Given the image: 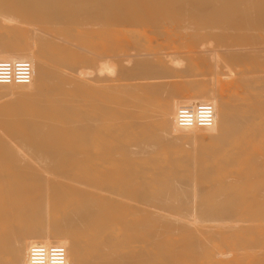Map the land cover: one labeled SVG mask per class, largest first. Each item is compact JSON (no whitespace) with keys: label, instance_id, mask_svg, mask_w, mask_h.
Wrapping results in <instances>:
<instances>
[{"label":"bare ground","instance_id":"bare-ground-1","mask_svg":"<svg viewBox=\"0 0 264 264\" xmlns=\"http://www.w3.org/2000/svg\"><path fill=\"white\" fill-rule=\"evenodd\" d=\"M174 1L0 0V97L18 93L0 108V170L11 171L0 173V264H159L160 254L175 264L223 239L234 263L264 264V209L252 212L260 197L240 194L261 191L264 137L255 128L246 146L230 121L205 124L241 109L253 126L264 113V0H182L190 52L168 55L180 71L122 28L150 17L158 26ZM196 32L221 40L194 45ZM130 44L139 49L118 63ZM83 61L96 75L78 69ZM228 84L248 105L220 103ZM183 90L196 95L180 104ZM203 185L214 193L196 196ZM156 226L203 228L165 250Z\"/></svg>","mask_w":264,"mask_h":264},{"label":"rangeland","instance_id":"rangeland-1","mask_svg":"<svg viewBox=\"0 0 264 264\" xmlns=\"http://www.w3.org/2000/svg\"><path fill=\"white\" fill-rule=\"evenodd\" d=\"M180 3L181 4L183 3L182 0H175L174 1V3L170 6L171 10L168 11L167 17L164 18V20L161 21L160 24L158 25L160 27L157 26V23H154L150 20L151 17L144 20L141 23L127 21L125 24L122 25V28L124 29V32L127 35L133 36L135 34H137V35L140 34L141 36H143L145 39V47L148 50H157L158 51V55H160L159 59L162 60L161 64H166L168 67H173L172 70H178V71H180L181 65L176 60H174V62H172L171 60H168V55L176 47L184 48L187 52H190L189 51V43H191V42H189V41L192 40L190 38V33H192V31L189 32L190 18L183 11H177V8H179V6L181 5ZM239 3H242L243 5L238 4V7L242 6V8H243L245 2H239ZM246 3L249 4L251 2H246ZM248 4H247V6L245 5L246 10H248L252 5V4L251 5L249 4V7H248ZM154 8L156 9L157 7L155 6ZM231 9H233V8H231ZM146 14H148L150 16L153 15V13L149 9H146ZM194 34H196V36H195L196 38L194 37V40L196 39V41H197V42L193 41L194 45L195 44H201V45L205 44L203 47H209V49L212 48V46L215 48L216 45H218V43L220 42L219 40H221L220 37H215L218 35H212V37H211V35L209 36V35H205V33H203L204 36L200 37L199 34H202V33L196 32ZM197 36L200 38L198 39ZM210 38L212 40L211 42H210ZM213 39H214V41H213ZM202 40H204V41H202ZM212 42H213V44H211ZM237 42L241 43L242 40L240 41V38H238ZM137 49H139V47H137L135 44H130L127 48L118 49L115 52V55L118 56V59H119L118 63L123 61L122 63L125 64L126 60H128L129 57L131 56V54L134 52V50H137ZM88 68H91V66L89 67V65L86 64V62H84V61L78 67V69H81V70L84 69L86 71V73H85L86 75H92V76L96 75V73H95L96 71H93L95 69L91 68L92 70L91 69L89 70ZM199 69H200L201 75L208 76L209 73L211 72V70L213 69V67H211V65L208 63H204L201 65V67ZM89 71H90V74H89ZM82 72H84V71H82ZM106 73L107 72L99 71V74L101 76H107L108 73L107 74ZM228 86H229L228 88L226 86H224L222 88L220 94H219L218 98H219L221 104H226V103H229L230 101L236 100L235 102L238 101L239 103H245L246 105H248L245 101L251 97L246 93V91L244 89H242V88L236 89L234 93H231L234 90V88L230 84H228ZM17 94L18 93L15 91L6 92L5 95L0 97V108L7 106V105L13 103L14 101H16L17 96H18ZM194 95H196V94H194L190 90H183L180 93V95H178L179 103L180 104L185 103L186 101L192 99ZM9 98H11V99H9ZM161 100L166 101L167 96L165 94H163L161 96ZM243 111L244 110L237 109L235 112L232 111L229 113H221V115H219L216 119L205 120V124L207 125V127L212 128L217 121H220V120H223L224 122L230 121L227 124H230L233 127L238 128L240 130V132L242 133V143L246 146H249L252 143V135L254 134V132L252 131L253 129L257 128L255 130L256 136L262 135V137H264V132L262 131L263 122L260 124V120L264 119V113L258 115L257 122L255 123V125L252 126L249 123H247L244 119V114H249L250 111L249 110H246L244 112ZM201 114L202 113H200V115ZM47 116H49V114L45 113L46 118H47ZM203 139L205 141H209L208 137H204ZM14 146H15V144H14ZM14 148L16 149V147H14ZM17 148H19V147H17ZM183 148L186 150H190L191 145L189 143H184ZM19 149L22 152L24 151L21 148H19ZM19 149H16V150L20 153L19 155L21 156L22 161L30 162L31 164H33V165L36 164L37 167H40V165L38 163H36L35 161L30 159V156L27 154L26 151L23 152V155H25V157H23V155H21L22 152ZM97 164L100 165L101 163L98 162ZM0 173H11V171H2L1 172V170H0ZM40 173H44V169ZM258 173L260 174V181L262 182L261 191H258L256 193L255 192H249V191H245V192L241 191L240 192L242 197H244L243 199L245 201H248V200L250 201V199L253 195H257L260 197L259 207H256L258 209H255L252 212H258L256 210L264 209V166H263V169L260 170ZM234 181H235V179L233 177H231L227 180V183L233 184ZM197 191L198 192H196L195 195L196 196H202V197H206V196H209L210 194L212 195L214 193V190L210 185H203ZM231 209H233V208H231ZM182 215H183V217H189V216H191V212H190V210L183 211ZM187 225H189V224H187ZM120 226H121L120 224L115 223L114 225H112L111 228L113 231L116 232L121 228ZM195 228L196 229H190V230H187L184 233L178 235V233L173 232V231H170L169 233L165 232L162 226H156L155 230L157 231L158 234L156 233L155 241L159 240L162 243L163 247L165 246L164 247L165 250H172V249L176 250L175 248L179 249L181 247V246H179V244L184 241L182 239L183 237H189L192 234H194L196 231H200L203 227L202 226H196ZM206 238H207V236H206ZM156 242H158V241H156ZM232 242L233 241L223 239L220 243L222 245L218 246L214 241L210 240V242L207 243L208 248L205 251H200L197 253L195 252L196 254H194L193 256H191L192 252L187 251V253H186L184 251V252H182L183 255H180L181 258H180L179 262H177L175 264H218V263L221 264L218 261L222 257H226L224 259H231L230 258L231 256H229L231 254L228 253L229 251L226 247H230ZM212 245H214V247ZM164 256H165L164 254L158 255L159 264H162V262H164V260H165ZM192 260H195V261H192ZM223 261H225V260H223ZM249 263H250L249 257H246V260L242 264H249ZM228 264H238V263H234V260L231 259L230 263H228Z\"/></svg>","mask_w":264,"mask_h":264}]
</instances>
